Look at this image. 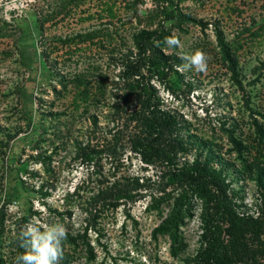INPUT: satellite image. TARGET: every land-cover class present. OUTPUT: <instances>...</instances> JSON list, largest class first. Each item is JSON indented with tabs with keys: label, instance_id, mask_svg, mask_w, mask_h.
Listing matches in <instances>:
<instances>
[{
	"label": "rangeland",
	"instance_id": "374dc122",
	"mask_svg": "<svg viewBox=\"0 0 264 264\" xmlns=\"http://www.w3.org/2000/svg\"><path fill=\"white\" fill-rule=\"evenodd\" d=\"M56 4V0H0V211L5 218L0 264H15L17 237L30 221L48 226L62 224L67 234L82 232L90 219L89 196L99 179L140 176L153 180L159 173L157 167L143 163L128 150L119 160L102 152L98 172L76 156L75 145L85 141L91 114L98 113L104 129L97 139L104 138L103 132L112 125L105 116L108 109L105 103L93 105L92 98L87 102L76 99L74 103L76 91L72 86L56 95L51 86L60 85L51 71L84 73L91 80L93 95L95 81L101 77L108 81L117 68L111 61L112 45L105 39L104 44H99V38L93 43L62 44L57 37L93 29L129 35L138 24L131 11L123 8L122 0H86L67 14L45 22L40 30L39 13L49 12ZM112 4L111 17L105 9ZM179 6L207 25L173 28L174 37L181 42L175 52L187 56L201 50L208 67L203 73L195 69L182 72L183 80L173 90L166 79L156 82L159 94L171 111L190 123L191 132L213 138L222 151L230 147L220 130L222 122L225 127L237 123L236 135L253 144L252 120L262 121L264 114V0H180ZM151 7V0L138 5L145 17ZM216 25L232 45L239 44L237 77L218 55ZM224 156L238 163L235 154ZM78 184H82L79 194L70 196ZM234 187L239 189L248 211L255 212L264 205L263 190L253 181H238ZM148 200L146 196L98 212L95 228L88 229L94 257L88 259L84 246L75 249L65 240L59 264H186L183 259L193 255L198 246V211L182 227L187 248L175 257L166 236H152L161 216L146 209ZM166 212L164 208L161 215Z\"/></svg>",
	"mask_w": 264,
	"mask_h": 264
},
{
	"label": "trees",
	"instance_id": "16d2710c",
	"mask_svg": "<svg viewBox=\"0 0 264 264\" xmlns=\"http://www.w3.org/2000/svg\"><path fill=\"white\" fill-rule=\"evenodd\" d=\"M56 1L49 12L39 13L40 30L45 22L58 14H67L86 0ZM122 1L123 8L128 13L131 11L138 24L129 35L93 29L57 37L62 44L75 41L93 43L97 38L99 44H104L105 39L112 45L111 61L117 71L108 81L106 77L96 80L95 92L91 95V80L84 73L64 75L53 69L51 73L60 88L52 85L51 89L56 95L74 89V103L76 99L87 102L90 98L93 105L105 103L108 109L105 116L112 125L103 132L104 138L97 139L98 132L104 127L99 125L98 113H94L89 117L91 126L85 141L75 145L76 156L84 164H91L94 172H98L102 152L119 160L128 150L143 163L157 167L159 173L153 180H144L140 176H122L113 181L99 179L96 190L89 196L91 207L88 213L93 223L89 219L82 232L68 233L66 242L73 244L75 249L84 246L88 259L93 258L88 229L95 228L98 212L105 208L117 209L148 196L146 209L161 216L152 236L155 239L166 236L170 241V253L175 257L187 248L182 227L198 211V246L193 255L183 259L186 264H264V205L255 212L248 211L241 201L239 189L234 187L238 181L251 180L263 190L264 202V114H261L262 121L252 120L253 144H247L244 138L236 135L237 123L225 127L222 122L220 130L230 144L225 152L213 138L191 132L190 123L165 105L156 82L163 83L166 79L173 90L184 77L177 70V66L184 62L181 55L175 52V47L169 48L164 43L166 37H174L172 29L185 30L184 26L188 24L204 27L207 22L183 11L180 0H151L153 7L147 9L146 17L138 8L145 0ZM106 8L109 16H114V5ZM214 34L221 61L232 76L237 77L239 44L232 45L217 25ZM15 134L8 135V139ZM225 153L235 154L238 163L226 158ZM81 186H75L70 196L78 195ZM164 208L167 212L161 215ZM4 222V211L1 210L0 236ZM16 247L17 256L25 251L18 237Z\"/></svg>",
	"mask_w": 264,
	"mask_h": 264
},
{
	"label": "clouds",
	"instance_id": "9594fccd",
	"mask_svg": "<svg viewBox=\"0 0 264 264\" xmlns=\"http://www.w3.org/2000/svg\"><path fill=\"white\" fill-rule=\"evenodd\" d=\"M164 43L169 48L181 46L179 38L173 36L166 37ZM181 59L184 62L177 66L178 71L195 69L203 73L207 70V56L201 50L181 56ZM18 239L25 251L16 257L15 264H59L63 257V242L67 239V230L62 224L48 226L30 221L21 229Z\"/></svg>",
	"mask_w": 264,
	"mask_h": 264
}]
</instances>
